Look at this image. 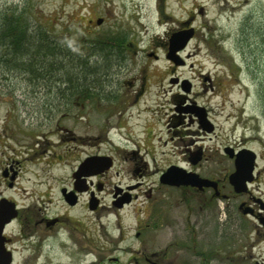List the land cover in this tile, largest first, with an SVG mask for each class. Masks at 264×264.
Wrapping results in <instances>:
<instances>
[{"label": "rangeland", "instance_id": "1", "mask_svg": "<svg viewBox=\"0 0 264 264\" xmlns=\"http://www.w3.org/2000/svg\"><path fill=\"white\" fill-rule=\"evenodd\" d=\"M23 2L55 34L56 41L72 48L77 46L84 55L89 53L88 43L95 40L93 45L97 46V40L102 41L101 37L113 35L115 31L126 32L135 47L129 46L120 59L114 55L106 62L103 56L87 59L99 75L100 84L92 89L95 95L70 97L66 89L67 95H62L58 86L66 84L46 82L40 77L30 80L25 73L1 68L0 122L6 118L8 128H15L21 121L30 122L33 114H37L40 122H48V126L39 128L38 133L43 134L44 130L53 129L57 118L62 116L65 117L62 123L71 135L96 136L107 130L112 132L109 136L115 141L118 136L112 128H116L117 120H122L121 139L138 141L146 124L165 142L161 151L166 155H158L161 165L186 159L188 147L191 150L197 147L189 141L190 136H197L189 133L194 130L202 138L196 144L201 148L202 158L198 162L203 172L225 171L231 160L225 156L223 147L233 140L245 144L258 155L257 162L264 164V0H0V9ZM191 14L196 34L177 51L183 62L174 64L166 57L167 51L161 44L170 30H175ZM99 17L103 21L97 24ZM153 52L157 54L156 59L151 56ZM143 65L147 66L144 74L140 72ZM71 71L82 76L80 68ZM140 75H145L143 94L135 103L126 102L138 87L135 77ZM88 77L91 79L92 75ZM171 79L188 85L187 90L171 83ZM127 81L133 84L130 86ZM187 97L189 103L198 105L195 111H204L206 123L211 122L213 131L197 132L201 128L196 115L193 114L191 122L177 110ZM106 138L102 136L103 140ZM101 150L113 153L109 144ZM69 151L73 159V151L83 157L87 149L70 146ZM72 159L67 166L51 169L47 179L40 175L39 192L46 188L51 196H58L62 178H67L75 163ZM262 191L264 174L260 175L255 192ZM258 197L264 201V196ZM237 203L233 200V210L225 215L216 213L222 202L213 206V216L208 217L213 219L208 228H199L205 231L198 234L199 240L207 241L205 244L196 238L195 215L185 219L182 214L181 219L185 220L179 225L165 227V242L180 244L167 248V261L172 264H264V231L252 216L239 214ZM254 206L264 212L258 203ZM57 208L55 205L54 209ZM125 213L131 214V207L123 210V216ZM127 221L132 225L131 220ZM70 244L69 259L61 253L55 255L56 263L79 264L81 259L71 241ZM60 250L57 247L56 253Z\"/></svg>", "mask_w": 264, "mask_h": 264}, {"label": "flooded vegetation", "instance_id": "2", "mask_svg": "<svg viewBox=\"0 0 264 264\" xmlns=\"http://www.w3.org/2000/svg\"><path fill=\"white\" fill-rule=\"evenodd\" d=\"M193 17L191 14L175 30H170L161 44L166 51L175 31L193 27V35L196 34L191 24ZM129 46L134 48L135 44L128 38L124 43L125 52ZM153 53L151 56L156 59L157 54ZM141 67L140 72L144 74L147 66ZM135 78L139 85L133 95L124 99L126 102L135 103L144 92L145 75ZM170 82L182 87L180 80ZM127 84L133 83L127 81ZM186 99L189 97L183 99L185 102L177 110L191 122L193 114L196 115L201 128L197 132L213 131L211 122L204 127L200 124L195 111L198 105ZM61 117L53 129L44 130L43 134L38 133L39 128L48 126V122H40L37 114H33L30 122L21 121L15 128H8L6 118L0 122V264H60L56 263L55 255L63 253L69 259L70 241L81 259L79 264H172L167 261V248L180 244H167L164 228L179 225L182 214L185 219L195 215L199 240L198 234L205 232L199 228H208L213 219H208L210 214L213 216V206L222 202L216 213L225 215L233 210V200L238 201L239 214L252 216L264 231V212L254 206L258 203L264 210V201L258 197L264 196V192H255L260 175L264 174V164L257 162L258 155L255 153L252 180L246 182L245 190L236 191L229 179L235 171V154L246 149L240 141L233 140L223 147L225 156L231 160L224 172H203L198 162L202 158L201 148L196 144L202 138L194 130L189 133L197 136H190L189 141L197 147L194 150L188 147L186 159L161 165L158 155L165 153L161 151L165 142L146 124L140 131L141 139L129 141L121 139L122 120H117L116 128H112L118 136L115 142L109 136L112 132L107 130L96 136L71 135L62 123L65 117ZM102 136L108 138L103 140ZM106 144L112 146L113 153L101 150ZM70 146L87 151L83 157L73 151L72 159ZM71 159L75 163L67 178H62L58 196H51L46 188L39 192V176L47 179L51 169L67 166ZM169 166H176L181 174L195 177L193 180L197 182L199 178L205 179L207 184L169 183L162 176ZM126 207H131V214L123 216ZM199 242L207 241L200 239ZM57 247L62 249L58 254Z\"/></svg>", "mask_w": 264, "mask_h": 264}, {"label": "trees", "instance_id": "3", "mask_svg": "<svg viewBox=\"0 0 264 264\" xmlns=\"http://www.w3.org/2000/svg\"><path fill=\"white\" fill-rule=\"evenodd\" d=\"M33 13L27 2L0 9V69L25 73L30 80L40 77L46 82L66 84L58 86L62 95H67L64 89L69 91L70 97L92 95L93 86L100 84L99 75L88 65L87 59L103 56L106 62L110 55L120 59L125 53L126 32L115 31L113 35L103 36L102 41L97 40V46L93 45L95 40L91 41L89 53L84 55L79 47L56 41L55 34L52 35ZM67 65L68 69L64 70ZM75 68H80L82 76L72 73Z\"/></svg>", "mask_w": 264, "mask_h": 264}, {"label": "water", "instance_id": "4", "mask_svg": "<svg viewBox=\"0 0 264 264\" xmlns=\"http://www.w3.org/2000/svg\"><path fill=\"white\" fill-rule=\"evenodd\" d=\"M102 21V18H98L96 20L97 24ZM193 35V27L188 29L175 31L172 33L169 39V46L166 53V57L169 58L174 64L182 63L183 61L178 57L177 51L184 48L189 39ZM184 90H187L188 85H182ZM200 124L204 127L206 125V117L204 111H196ZM226 152L229 153L230 156L233 154L226 149ZM254 160H255V153L250 149H242L241 151L235 154L234 164H235V171L231 173L229 176L231 184L234 186L236 191H243L246 189V182L252 180V170L254 168ZM109 165V163L107 164ZM163 178L168 181L169 183H198V185H205L207 182L205 179H200V181H196L193 177H189L181 174L177 169L176 166H172L168 168L163 174Z\"/></svg>", "mask_w": 264, "mask_h": 264}, {"label": "bare ground", "instance_id": "5", "mask_svg": "<svg viewBox=\"0 0 264 264\" xmlns=\"http://www.w3.org/2000/svg\"><path fill=\"white\" fill-rule=\"evenodd\" d=\"M248 2V1H247Z\"/></svg>", "mask_w": 264, "mask_h": 264}]
</instances>
